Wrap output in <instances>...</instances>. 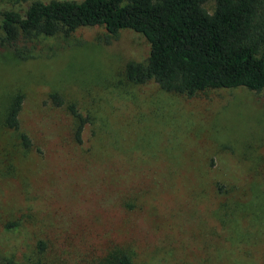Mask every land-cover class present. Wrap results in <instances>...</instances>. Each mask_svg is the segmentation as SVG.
<instances>
[{
  "label": "rangeland",
  "instance_id": "obj_1",
  "mask_svg": "<svg viewBox=\"0 0 264 264\" xmlns=\"http://www.w3.org/2000/svg\"><path fill=\"white\" fill-rule=\"evenodd\" d=\"M36 49L20 61L0 48V264H264V92L135 84L125 67L149 44L128 29Z\"/></svg>",
  "mask_w": 264,
  "mask_h": 264
},
{
  "label": "trees",
  "instance_id": "obj_2",
  "mask_svg": "<svg viewBox=\"0 0 264 264\" xmlns=\"http://www.w3.org/2000/svg\"><path fill=\"white\" fill-rule=\"evenodd\" d=\"M209 1L215 5L211 14L204 8ZM17 2L25 8L0 10V48L16 60L35 59L40 39L60 33L69 36L79 28L97 26L116 36L128 29L149 44L144 65L125 67L127 79L135 84L154 81L163 91L187 97L215 89L264 92V0ZM51 99L56 106L63 105L56 94ZM22 101L21 95L12 99L4 118L6 129L19 130ZM82 128L81 121L77 139ZM19 138L24 148L31 147L26 135ZM111 264L133 263L122 253Z\"/></svg>",
  "mask_w": 264,
  "mask_h": 264
}]
</instances>
